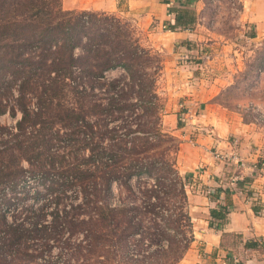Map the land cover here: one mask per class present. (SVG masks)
Segmentation results:
<instances>
[{
	"label": "trees",
	"instance_id": "1",
	"mask_svg": "<svg viewBox=\"0 0 264 264\" xmlns=\"http://www.w3.org/2000/svg\"><path fill=\"white\" fill-rule=\"evenodd\" d=\"M61 1L0 0V116L16 114L15 106L13 112L3 104L13 88L19 91L16 107L22 113L17 132L4 142L5 148L0 145V201L8 207L17 205L25 160L33 173L48 174L46 186L56 192L49 198L53 217L49 220L42 208L38 216L43 218L1 215L0 264H119V259L133 264L147 260L179 264L193 239L190 216L184 211L191 176L179 174L180 140L162 127L165 103L157 92L161 58L132 34L102 21L116 16L66 11ZM33 48L41 54L32 55ZM47 66L48 86L44 81L38 88L37 69ZM118 68L125 69L126 75L106 77ZM97 85L105 89L91 108L61 100L64 88L88 97ZM32 89H41L43 101L49 94V108L34 109L27 102ZM137 112L140 118L146 115L156 121L152 126L139 123L133 117ZM48 124L49 133L55 127L65 131L68 146L79 145L71 160L66 154L43 153L50 140L41 126L46 130ZM164 139L175 143L173 157L160 152ZM259 162L261 166L263 160ZM133 180L138 184L133 185ZM251 182L241 179L238 186ZM73 188L78 191V204H71L75 198L67 196ZM178 198L180 212L174 219L169 203ZM263 207L254 206L257 212ZM228 208L219 206L211 215L224 221ZM146 218L156 222L158 234L143 230ZM184 226L189 227V237L182 231ZM170 228L177 233L169 234ZM132 239L155 243L157 249L147 259H134L127 251ZM162 240H167L166 248H161Z\"/></svg>",
	"mask_w": 264,
	"mask_h": 264
},
{
	"label": "crops",
	"instance_id": "2",
	"mask_svg": "<svg viewBox=\"0 0 264 264\" xmlns=\"http://www.w3.org/2000/svg\"><path fill=\"white\" fill-rule=\"evenodd\" d=\"M237 1L240 12L234 30L246 33L253 42L264 40V0ZM61 2L66 11L102 12L130 20L144 44L161 57L168 90L163 123L180 140L179 174L191 176L186 191L193 239L179 264H233L236 259L264 264V209L257 212L244 195L231 191L240 188L239 180H252L246 185L259 192L264 203V170L254 179L252 171L264 156V128L218 103L216 83H206L195 72L202 62L194 56L201 48L215 54L220 46L226 51L237 45V38L221 31L217 5L211 0ZM181 104L189 110L184 116ZM233 153L246 164L244 169L226 163L225 157ZM238 174V181L232 182ZM225 205L229 206L227 218H213L211 211Z\"/></svg>",
	"mask_w": 264,
	"mask_h": 264
},
{
	"label": "rangeland",
	"instance_id": "3",
	"mask_svg": "<svg viewBox=\"0 0 264 264\" xmlns=\"http://www.w3.org/2000/svg\"><path fill=\"white\" fill-rule=\"evenodd\" d=\"M228 0H221L219 1L217 5L218 11L220 12L221 17V31L226 34L227 36L231 38H237V45H231L233 47L227 48L226 51H221L223 49L221 46L216 48L215 54L209 50L206 51L205 47L201 48L200 54L194 56L199 57L198 59H195L197 61H201V64H197L200 66H197L199 69L197 71L199 74V78L201 80H204L206 83H216V85L219 88V94L215 98V100L218 103L224 104L230 108H235L239 113H241L247 120L250 121H257L258 119L264 117V40H261L260 42H253L250 39H248L247 34L244 32H236L234 30L235 27V20L238 17V13L236 10H232L230 5H228ZM239 6H236V9H238ZM111 15V14H109ZM116 16V15H114ZM117 18L114 20H102L105 22V25H116L120 29L123 30V32H128L132 34L133 37H135L137 40L140 41L142 46L147 47L143 42V36L137 31L135 28V25L130 20L121 18L116 16ZM154 51V50H153ZM32 53V55L41 54L36 48H33L29 51ZM154 53L159 57V53L157 51H154ZM45 54V53H44ZM46 54H49L47 52ZM33 60L36 61V58H33ZM194 60V59H193ZM201 68V69H200ZM162 69H163V63H162ZM39 76H36L34 78V82H36V86L38 85V88H41L40 85L42 82L45 81V83L48 86V80H49V66L40 69H37ZM126 75V70L123 68H118L115 70H111L106 73L107 78H117L119 79L121 76ZM164 79L162 76V71L157 74V92L159 94V97L161 99V102L166 103L167 100V94L168 90L166 89L164 85ZM105 87V86H104ZM103 86H96V89L93 93L89 94L88 97L84 96V94L77 93L75 90L71 91L68 90V88H64V96L61 99L62 101H69L73 102L76 106L82 107H90L91 104H94V102L97 99L96 95H99V91H104ZM102 88V89H101ZM31 90V89H30ZM33 90V89H32ZM41 89L38 91H31L27 95V102L34 106V109H38L40 107H43L44 105L46 108H49V94H48V101H43L40 99ZM62 96V95H60ZM19 97V91L17 88H13L12 94L7 98L6 101H3L4 106L7 110H12L14 112V109L16 108V114L10 115L8 112L4 115L0 116V145L2 144V148H5L6 145H4V142H7V140H10L13 135L17 132L16 131V123L21 118L22 113L16 107L17 103L16 100ZM45 97V96H44ZM15 106V108H14ZM181 108V107H180ZM182 110V108H181ZM139 112L134 115V118H137V122H147L150 126L154 124L156 119L148 118L146 115L141 116ZM166 115V112L164 111L161 116V123L164 132L172 134L176 137V135L173 133L172 130L167 129L164 126L163 119ZM132 118H129L128 121L130 122ZM117 122H120L118 120ZM136 121H134L135 123ZM150 122V123H149ZM257 123V122H256ZM46 130L43 129L41 126V130L45 132V137L47 140H50L46 146H44L43 153L49 155V150L53 154L56 155H63L66 154V157L70 160L73 158V156L76 155L75 151L78 148L79 145L76 147H70L66 144L65 139L67 138V134H64L63 130L60 132L59 127L53 128L52 133L49 129V124L46 125ZM136 126V123L134 127ZM39 128V126H38ZM52 128V127H51ZM59 130V132H58ZM13 131V132H12ZM57 132V133H56ZM156 133V131H154ZM177 138V137H176ZM166 139V138H165ZM162 144V147L160 149V152L163 154H166L167 156L170 155L171 157L174 156V146L175 143L170 141L169 139L165 140ZM1 150V147H0ZM88 153V152H87ZM82 154V150L81 153ZM1 158V157H0ZM23 167L25 169L22 185L19 186V195H17L16 204L17 205H11L8 207V203H5V201H0V218L1 215H5V218H43L39 217L38 213L40 208L43 209L45 216L44 218H53L50 215V212H52V205L49 204V198L52 194H56L55 191L49 190V188L46 186L48 184L49 186V176L48 174H42V173H33V169L31 168L30 164L25 160L23 161ZM52 175H50L51 177ZM153 182V181H149ZM132 184H138V181L133 180ZM54 186V185H53ZM139 185H136V187ZM21 188V189H20ZM56 188V186H54ZM114 194H118V189L116 185L113 186ZM39 191V193H37ZM37 193V194H36ZM68 197H77L78 191L77 189H71L67 192ZM179 199L171 203L169 213H172L173 218H177L180 209L178 205L180 204ZM74 201L71 204H78L80 202V199L75 198ZM69 202V201H68ZM111 203L115 202V199H111ZM10 205V204H9ZM184 211L188 212V203L184 204ZM150 218H146L143 230H147L149 233L152 234H158L157 228L154 227V223L152 220L150 221ZM158 221V220H157ZM184 222V221H183ZM186 225V223H184ZM182 231L185 232V236H190L189 227L184 226L182 228ZM169 234H176L177 231L173 228H170L167 231ZM141 234V233H140ZM140 238L139 235L136 236V239ZM136 239H132L131 243L129 244V247L127 251L129 252V257H132L134 259H147V256L153 254V252L157 249V246L155 243L151 242H144V244H140ZM151 244V245H149ZM161 248H166L168 246L167 240H162L160 243ZM54 256H56L57 252L51 253ZM119 264H133L127 261H122V259H119ZM149 260H153V257H151ZM162 261H159V263H150L148 260L145 262V264H161ZM137 264H141L138 262Z\"/></svg>",
	"mask_w": 264,
	"mask_h": 264
},
{
	"label": "built area",
	"instance_id": "4",
	"mask_svg": "<svg viewBox=\"0 0 264 264\" xmlns=\"http://www.w3.org/2000/svg\"><path fill=\"white\" fill-rule=\"evenodd\" d=\"M214 4H218V2L221 0H211ZM228 5H230L232 10H236L237 13L239 14L240 12V6H239V2L237 0H228ZM236 6H239L238 9H236ZM180 107L182 109H185L184 111V115H186L187 113H189V110H187V107L185 106V104H181ZM182 121H185L183 118H181ZM262 128H264V117L258 119L256 121ZM226 163L228 165H233L236 164L238 170H242L245 168L246 164L239 159V157H237L236 153H233L232 155L226 156ZM263 162L261 164V166L259 165L260 162H258L256 165L252 166V171H253V179L254 178H258L259 176H261L262 171L264 170V156H263ZM239 174L235 175L231 178V181L236 183L239 179ZM231 182V183H232ZM232 192H236L240 195H244L247 199L248 202L255 204H260L261 206H264L263 204V200L259 194V192L251 189V187L249 185H246V187L244 188H235V190H231ZM249 192H251V194H249ZM212 192L210 190H208V194H211ZM264 208V207H263ZM233 264H243L240 260H235Z\"/></svg>",
	"mask_w": 264,
	"mask_h": 264
}]
</instances>
